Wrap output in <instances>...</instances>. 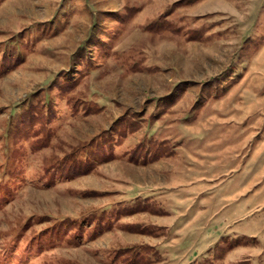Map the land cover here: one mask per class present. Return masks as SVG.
<instances>
[{
    "label": "rangeland",
    "instance_id": "374dc122",
    "mask_svg": "<svg viewBox=\"0 0 264 264\" xmlns=\"http://www.w3.org/2000/svg\"><path fill=\"white\" fill-rule=\"evenodd\" d=\"M0 264H264V0H0Z\"/></svg>",
    "mask_w": 264,
    "mask_h": 264
}]
</instances>
